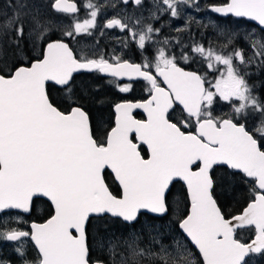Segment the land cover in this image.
Listing matches in <instances>:
<instances>
[{
	"label": "snow or ice",
	"instance_id": "1",
	"mask_svg": "<svg viewBox=\"0 0 264 264\" xmlns=\"http://www.w3.org/2000/svg\"><path fill=\"white\" fill-rule=\"evenodd\" d=\"M0 264H264V0H0Z\"/></svg>",
	"mask_w": 264,
	"mask_h": 264
},
{
	"label": "flooded vegetation",
	"instance_id": "2",
	"mask_svg": "<svg viewBox=\"0 0 264 264\" xmlns=\"http://www.w3.org/2000/svg\"><path fill=\"white\" fill-rule=\"evenodd\" d=\"M205 2H206V0H205ZM241 24L247 25V27H249V23H241ZM96 39H100V38L97 36ZM100 44H101V48H103L104 45L109 44V39L108 38H105V39L101 40L100 41ZM73 46L76 47L77 49H79L81 47H94L95 46V42L92 39H87V40L81 39L79 41V43H75L74 42L73 43ZM108 51H111V48L110 47H109ZM194 67H198V65H195ZM120 96H127V98H129V99H137V100H139L141 98H144L146 96V93L144 92L143 88L138 85L132 93H128V94L116 93L113 96V99L118 100L120 98ZM217 110L218 111H225L223 105H219L217 107ZM137 111L139 112L138 118H144V114L142 113V110H137ZM109 112H110V110H106V112L104 114V115H106V117L104 119L105 122L102 125L101 124L100 125H97V124L94 123V128L97 130V135L98 136H103V134L110 127V125L108 123V121L110 119ZM111 119L113 120V116L111 117ZM110 184L111 185H114L113 180L110 181ZM181 187L182 186L180 185L179 188H181ZM174 199H177V198L174 197ZM181 210L182 211H186V209H184V207L181 208ZM37 215L40 216L41 218H44L45 217V205L44 204H41L39 206V210L37 212ZM33 218H35V217H33ZM175 219H176V217L173 218V220H175ZM176 232H177V234H179L178 226L176 228ZM240 236H241L242 239L247 240V239L251 238L252 233H250L249 231L245 230V231H241Z\"/></svg>",
	"mask_w": 264,
	"mask_h": 264
},
{
	"label": "trees",
	"instance_id": "3",
	"mask_svg": "<svg viewBox=\"0 0 264 264\" xmlns=\"http://www.w3.org/2000/svg\"><path fill=\"white\" fill-rule=\"evenodd\" d=\"M106 115H104V119H105ZM111 179L108 180V183L110 184ZM111 185V184H110ZM179 186H177V188L179 189ZM175 198H181V197H175ZM243 200L242 197L238 194L236 196V198H232V197H228L225 201H224V210L226 212H231V213H236L240 210L241 206H242ZM181 208H183V203L181 204ZM174 217H172L173 219Z\"/></svg>",
	"mask_w": 264,
	"mask_h": 264
},
{
	"label": "rangeland",
	"instance_id": "4",
	"mask_svg": "<svg viewBox=\"0 0 264 264\" xmlns=\"http://www.w3.org/2000/svg\"><path fill=\"white\" fill-rule=\"evenodd\" d=\"M247 27V25H244V24H241V29H244V28H246ZM224 110L225 111H227L228 109L226 108V107H224ZM100 125V124H99ZM102 125V124H101Z\"/></svg>",
	"mask_w": 264,
	"mask_h": 264
},
{
	"label": "water",
	"instance_id": "5",
	"mask_svg": "<svg viewBox=\"0 0 264 264\" xmlns=\"http://www.w3.org/2000/svg\"><path fill=\"white\" fill-rule=\"evenodd\" d=\"M234 19H236V18H234ZM249 23L252 24L253 26L255 25V22H249ZM144 118H145V116H144ZM113 120H114V116H113ZM113 182H114V181H113ZM114 183H115V182H114ZM181 186H182V185H181ZM178 231H180L179 228H178ZM193 250L196 251L194 248H193Z\"/></svg>",
	"mask_w": 264,
	"mask_h": 264
}]
</instances>
